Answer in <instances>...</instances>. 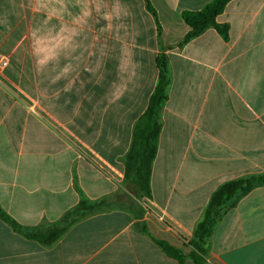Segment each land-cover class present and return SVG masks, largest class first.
<instances>
[{"label":"crops","instance_id":"0c3cea01","mask_svg":"<svg viewBox=\"0 0 264 264\" xmlns=\"http://www.w3.org/2000/svg\"><path fill=\"white\" fill-rule=\"evenodd\" d=\"M211 0H0V208L24 229L75 211L50 245L0 218V264H195L184 255L212 192L264 172V0H230L214 28L183 11ZM159 26V30H158ZM161 113L150 196L124 188L123 158L157 81ZM144 230L146 232H144ZM202 264H264V186L216 223Z\"/></svg>","mask_w":264,"mask_h":264},{"label":"trees","instance_id":"16d2710c","mask_svg":"<svg viewBox=\"0 0 264 264\" xmlns=\"http://www.w3.org/2000/svg\"><path fill=\"white\" fill-rule=\"evenodd\" d=\"M229 1L211 0L198 11H183L181 18L188 26V31L174 46L182 47L208 28H214L222 38L226 39L228 26L217 23L216 17L223 11ZM144 2L148 11L155 17L156 13L149 0H144ZM156 67L158 70L156 85L149 97L145 111L133 126L131 145L123 158L125 181L129 182L128 180L131 179L132 190L142 197L150 196L151 164L156 154L161 128V113L168 99V90L171 83L168 59L163 51L156 57ZM260 186H264V172L238 177L219 185L210 195L202 217L194 228L192 238L189 241V245L193 250L188 255H184L179 249L170 246L166 242L157 240L156 243L168 256L177 259L179 262L189 257L195 264H202L208 254V239L216 223L243 196ZM85 204L86 201L82 199L74 212H69L59 222L46 228L24 229L1 208L0 218L8 223L14 231L38 240L45 245H50L58 240L75 221L93 212V209L88 210V208H85ZM144 232L146 231L144 230Z\"/></svg>","mask_w":264,"mask_h":264},{"label":"rangeland","instance_id":"374dc122","mask_svg":"<svg viewBox=\"0 0 264 264\" xmlns=\"http://www.w3.org/2000/svg\"><path fill=\"white\" fill-rule=\"evenodd\" d=\"M128 181L129 182L126 181L124 183V188L126 189V191H128L130 194H132L134 196V198L138 201H141L143 198L145 199L146 197L138 196L137 194H135V192L132 190V187H131V179H129ZM141 204H142L141 207H142V211H143L145 206L142 203V201H141Z\"/></svg>","mask_w":264,"mask_h":264}]
</instances>
